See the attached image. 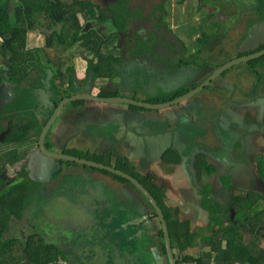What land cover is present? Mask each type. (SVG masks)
Wrapping results in <instances>:
<instances>
[{
    "label": "flooded vegetation",
    "instance_id": "flooded-vegetation-1",
    "mask_svg": "<svg viewBox=\"0 0 264 264\" xmlns=\"http://www.w3.org/2000/svg\"><path fill=\"white\" fill-rule=\"evenodd\" d=\"M121 1L123 5L125 2L127 17L111 16L108 22H103L102 13L99 11L98 17L89 16L83 19L76 27V31L70 34H67L63 25H58L63 29L59 28L54 35L47 36L43 47L52 49L55 47V42L65 41L66 55L58 59L50 56L47 66L40 62L44 73L31 78L29 80L31 86L27 90L21 84L7 82L3 78L0 83L2 86L7 84L8 96H11L13 100L11 104L10 102L5 105L1 102L3 106L0 104V151L7 152L12 148L10 147L12 140L7 136L11 117L21 113L31 114L33 117L25 126V133H31L28 147L25 151L19 150L20 154L13 161L12 173L8 176L9 173L5 174V172L9 170L3 172L0 168V194L5 193L4 203L15 207L5 217L6 228L3 234L5 238L16 237L21 240L24 250L25 247L41 246V260L51 258L47 264L96 262L92 249L99 240L95 236L92 237L90 232L92 229L79 228L76 219L79 213L78 207L92 214L91 197L94 194L92 192L84 194L82 191L80 165L64 158L78 157L92 161L90 157L85 156V152L95 159L101 158L100 163L136 178L148 189L158 201L166 218L163 204L159 202V197H162L170 217L173 216L176 219V215L180 217L176 209L178 206L167 204L166 181L163 179L162 183H159L157 168L161 164H164L167 170L180 166L183 171L190 172L189 180L196 196L192 195L194 201H192V207H200L198 204L202 202L201 205L209 210V223L206 227L200 225L203 226L201 229L209 228L212 231L224 226L223 221L221 222L222 216L227 226L241 221L240 209L234 211L232 203L235 197L237 199L239 196L234 194L237 170H254V176L242 178V175L241 179L264 191V179L261 175L262 163H264V0H196L197 4L194 0H174L177 8L181 10V15L190 14L195 17V20H185L179 16L176 19L174 11L172 12V0H140L139 7H131L139 9L133 13L130 8H127L128 5L130 6V0H115L114 3L119 4ZM93 9L91 12L95 13L99 10V6L96 4ZM168 22L170 26L167 25ZM174 22L177 23L174 24ZM50 29L54 30V27ZM78 31L79 34H77ZM183 31L186 32V36L182 35L185 38L180 36ZM113 36L119 41L113 70H106L96 77L89 64L83 65L85 59L75 57L74 53L80 52L77 49L78 46L90 51V43H104V40L108 41ZM83 37L86 38L81 39ZM120 43L123 44L124 49ZM116 45L114 44L113 47ZM5 50L8 51V49L4 51L0 49L1 56L8 60L12 70L17 72L30 70L29 68L36 64L35 60L28 59V62L25 61L16 68L19 59L6 55ZM25 50L27 57L34 55L33 51L31 53L27 49V39ZM125 51L129 55L124 54ZM201 57L205 60L200 61ZM233 62V65L219 72L217 77L215 76L219 69ZM207 80L209 83L202 92L191 99L195 102L192 116L199 117V120L192 123L194 132H184V137L177 142L165 137L166 144L160 141V136L150 148L141 145L130 148L124 142L125 148L122 147L116 159L112 160L107 155V151L123 145L121 139L119 138L115 146L110 143L111 139H106L105 144L94 139L93 129L101 122L90 126L91 118L84 110L85 116L84 120L80 121V127L75 125L77 117L73 121L65 119L66 125L73 128V132L78 134L79 139L74 140L72 137L54 132L59 118L63 117L62 112L50 126L44 139L46 150L58 156H49L42 149L41 140L44 132L52 121L57 106L66 99L83 96L73 102L99 107L103 103H125L119 102L121 100L119 98H130L129 90H131L134 96L130 99L162 106L165 103L174 102ZM148 81H151L152 89L148 90L143 99L137 98L142 95V84L149 87ZM176 88L180 89L173 91ZM184 91L186 92L181 94ZM208 91H211L212 95L219 94V101L202 100L201 102L202 93ZM116 93L124 97L116 96ZM14 102H27L29 107L18 110L12 105ZM45 102L50 104L46 105ZM220 104L222 109L219 111ZM11 105L12 110L9 109ZM71 105L69 104L67 108ZM76 105L81 110L77 116L81 117L83 109L81 105L77 103ZM82 106L85 105L82 104ZM5 122H7L6 125ZM208 124L210 127L207 126ZM71 127L69 129L72 131ZM31 140L36 141L37 148L34 147V142L30 143ZM75 149L78 151L75 152ZM128 150H132L131 152L136 156H141L138 157V165L132 167L131 159L127 154ZM39 166L44 169L38 170ZM85 169L90 171L94 168L86 166ZM219 169L223 171L222 174L218 172ZM63 171H68L73 177L67 181ZM215 173L219 174L218 182H221L224 188L218 189L221 195L217 196L216 202L211 199L215 197L208 190L212 181L214 182L212 175ZM3 174L5 176H2ZM82 176L85 178L84 174ZM86 178H89V175H86ZM86 178L85 184H87ZM9 182L11 185H7ZM23 183L26 185L22 187H29L33 190L32 192H36L39 201L32 198L23 201L22 196H19L15 189H10ZM124 183L130 184L136 193L135 206L132 207L135 224L141 223L140 212L145 211L143 204L145 202L150 209V215L148 222L144 221V224H147L150 232L162 237V226L152 204L131 183L121 180L120 186L124 187ZM254 190L251 189L245 194L249 195ZM51 196V201L59 204L57 209L47 208L45 205V201ZM200 197L201 199H198ZM60 204H66L68 208L63 209ZM127 204L129 201L124 200L119 206L125 207ZM33 211H35L34 214H32ZM154 218L157 220V225L149 222ZM39 222L45 228L43 242L38 235ZM142 224L138 225L141 237L144 234ZM79 231L84 232L82 239L76 236ZM153 235L151 238L155 239ZM38 237L40 241H37ZM101 237L105 246L120 247L118 243V246L115 245L113 237L108 235H101ZM14 245L19 246L18 243ZM141 251L140 249L138 252L141 253ZM115 253L119 256L115 254V262L137 264L140 261L138 264H143L141 260L129 261L131 255H128L125 250L118 249ZM163 253L158 264H169L166 249ZM31 254L32 251H30V257L25 258L24 263L40 264L31 259ZM103 258L99 255L100 260Z\"/></svg>",
    "mask_w": 264,
    "mask_h": 264
},
{
    "label": "crops",
    "instance_id": "crops-1",
    "mask_svg": "<svg viewBox=\"0 0 264 264\" xmlns=\"http://www.w3.org/2000/svg\"><path fill=\"white\" fill-rule=\"evenodd\" d=\"M182 34H186L185 31L182 32ZM152 76V75H150ZM143 88L142 90V97H144L146 95V93L148 92L149 89H152V85H151V81H148V85L149 87H145V84H142ZM180 88H176L173 91H176ZM135 92V90H134ZM186 91L182 92L181 94L185 93ZM117 94V93H116ZM129 94H132V91L129 90ZM116 96H120V97H124V95H119L117 94ZM134 96V95H132ZM218 96V95H217ZM143 99V98H142ZM77 104L81 105L83 111H82V116H77V114L79 115L80 113V109L77 108ZM74 102L72 103V105L75 107L74 111H73V116L74 119L75 117H77L76 123L75 125L80 127V121L84 120V110L86 111V113L88 112V117L90 116L92 124L90 126L96 125L97 122H101V123H105L108 125H114L113 128H118L119 126L123 128V132L119 131L118 133V138L120 139H127L128 141H130L132 143H135V139H143L144 137H148L150 135H156V139L158 138V136H160V141L162 140L164 143L167 144V142L165 141V137L168 139H172L173 142H177L179 139H182V137H184V131H182V128H184L185 126H181L180 125V121H187L188 123L190 122H195L197 120H199L198 116H194V118L192 119L191 116L189 115H184V116H178V112H177V108L175 107H171V108H166V109H160V110H146V109H138L136 107H132L131 104H125V103H114V104H109V103H103L101 104L99 107H93V106H88L85 103L82 102ZM195 102H193V100H187L183 103H181L179 105V107H184L187 106L189 104H194ZM210 103V102H209ZM85 105V106H82ZM71 107V106H70ZM68 111V108H67ZM67 111L65 112L66 117H68ZM142 113V115H141ZM107 114V115H106ZM147 115L148 117L145 120H142V117L144 115ZM102 115L105 116V119H102ZM195 115H197V113H195ZM150 119H155L157 121L159 120H163L168 124V127L166 130L164 131H154L152 130L149 126L147 121ZM67 121H71L70 119H67ZM67 121L65 120L64 117L59 118L56 126H55V130L54 132H57L62 134L63 136L66 137H72L75 134L73 132V128L72 131L71 129H69L70 127H68L66 125ZM74 128H76L75 126H73ZM134 127H136V129H134ZM181 127V128H180ZM133 131H135L137 133V135L139 137H137L136 135L133 134ZM80 133H81V129H80ZM183 135V136H182ZM68 138V139H69ZM79 139V138H77ZM75 140V139H74ZM105 144V143H104ZM133 148H135V146H133ZM78 149H75V152H77ZM132 151V150H131ZM130 150L127 151L128 156L131 159V164L132 167L138 165L139 163V158L141 156H136V154L132 153ZM85 152V151H84ZM85 156H87L88 158L90 157V159L92 161L95 162H102L101 158H93L92 156H90L87 152L84 153ZM212 161H216V160H212ZM161 164L158 166L157 170L159 171V183L161 184L163 179L166 181V186H167V191H168V198L166 200L167 204L169 203V205L172 204V206H178L176 207V209L178 210L180 217L178 215L177 216V220L175 218V221L178 223L179 221L181 222H185L187 225H189L190 231H192L193 234H198V236L201 237H195L196 239V243L194 241H190L192 243V245H188L185 244L184 246H186L185 249H180L181 247H179L175 253L177 254H187L189 256H193L194 258H196L200 264L201 261L198 258H202L205 259L207 261V259H211L210 263L211 264H255L256 262V258L254 257L252 250H260L264 248V237L262 236V233L264 231V223H263V219L262 216L258 217V215L260 214H264V191L263 190H259L257 189L255 186L247 184L243 179H241L243 177L246 178H250L251 176H254L255 171L251 170V171H242V170H237L238 173V177H237V181L235 179V183H236V188L234 189V194L235 195H239L238 198L233 200V210H246L247 212H249L251 214V217L254 219L253 221H250V218L247 219H243L240 221V223L238 222V224H233L230 223L229 226L226 225V222L224 220V217H221V222L223 221L224 226L222 225V228H218L216 230V228L212 231L209 228L204 229L201 227H206L209 223V210L204 208L201 203L198 204L200 205V207H192V195L194 196V190L190 184V172H186L185 170L183 171L180 166H177V168H170L169 170H167V167ZM86 166H79L80 168V178H82V191L84 192V194L86 193V188L85 186H83V183L85 181L86 175H89V178H86V182L87 184L89 183L91 179V175H93V178H100V181L97 183L95 182L100 188H105L107 185V182L112 181L114 178L111 177V174H103L101 171L99 170H90L87 171L85 169ZM38 170L44 169V167H37ZM166 170V172H165ZM133 171V170H132ZM188 171V169H187ZM220 174H222L223 171H221L220 169L218 170ZM136 175H138L135 171H133ZM218 173V172H217ZM82 174H84L85 178L82 176ZM116 178V177H115ZM167 178V180L165 179ZM212 178L214 180V182L212 181L211 185L208 187V190L210 193H212V195H214L215 198H211L212 200H214L215 202L217 201V196H220L221 194L218 193V189L222 190L224 189L221 182H218L219 179V174H217V176L212 175ZM118 180V178H116ZM60 181V180H59ZM119 183V188L120 190V194H121V199L116 201V204H114L112 206L113 210H105V214L102 217V220L105 219V225H107V227L110 228V230L114 229V228H119L118 232H115V237L114 238V243L115 245L118 246V244L120 245V247H117L119 250H125V252H128V255H132V257L135 258H129V261H136V260H141L143 261V264H150L151 262H154V264H158L156 261H154V259L152 257L148 258L147 260H149V262H147L146 259H144V254H141L138 252L139 249L142 248V245H140L138 248H134L135 246L133 245V239L136 236L138 239V241L140 242L142 241H149L151 242V247L148 248V250L154 249V252L158 253L159 248H161V243H160V239L161 237L156 236V233L151 232L152 234H154V238H151L152 235L150 237H147L145 234H143V236L141 237V233L139 230L138 225L144 223V221L148 222V217L150 215V209L148 207V205L143 202L144 207H145V211L140 212L142 215L140 222L135 225V220H134V215L132 214V210L131 211H125L122 210L121 206L122 202L124 200L127 199V194L133 190V187L130 186V184L124 183V187L120 186L121 180H118ZM67 183V181H66ZM85 184V183H84ZM251 189H255L257 192H262L263 194L258 196V195H252V192L249 193V195L245 194L247 191L251 190ZM125 192V194H124ZM100 194H102V192H100ZM196 197V196H194ZM124 199V200H123ZM198 199H201L198 198ZM246 201H249V204H245ZM194 202V201H193ZM63 206V209L68 208L66 204H60ZM119 206V207H118ZM79 208V213L76 217L77 222H78V226L79 228L81 227H87L90 229H94L93 224L90 225L91 223V217H90V212L88 213L87 211H83L81 210L82 208ZM86 209V208H85ZM93 210V208H92ZM112 214V216H110ZM132 216H131V215ZM139 215V214H138ZM149 222H151L153 225H157V220L154 218L152 220H149ZM104 224V223H103ZM123 225V226H122ZM203 225V226H200ZM123 227V228H122ZM142 228V227H141ZM226 229H228L226 231ZM176 230V229H175ZM109 230H106L104 232V234H101L98 230H96V234L95 235H107ZM80 232V231H79ZM139 233V234H138ZM143 233V232H142ZM207 237V235L209 236V238L206 240L205 239V243H211L212 239H218L221 241L222 244V249H226L227 248V240H229L228 238H236L237 240H241L245 243V244H249V246L251 247V249H249L248 251L244 252V253H250V258L247 259L245 258V256L243 257H239L241 255L236 254L235 258L231 257V250L228 249V251H226L225 253H219L218 251H214L212 248V244L209 246H207V248L203 247V237ZM146 236V237H144ZM141 239V240H140ZM118 243V244H117ZM156 243V246H155ZM97 245H95V247L92 249L93 250V257L96 258V262L92 263H86L83 262L82 264H122V263H118L115 262L113 256L110 257L109 255V251H113L114 246L112 245H102V244H98V242H96ZM116 247V246H115ZM111 249V250H109ZM136 249V250H135ZM99 255H102L104 258L102 260L99 259ZM239 255V256H238ZM179 256V255H178ZM163 255L159 256L158 261H161ZM219 257V258H218ZM234 257V256H233ZM140 262V261H139ZM138 262V263H139ZM137 263V264H138ZM28 264H34V263H28ZM81 264V262H80ZM132 264V263H131Z\"/></svg>",
    "mask_w": 264,
    "mask_h": 264
},
{
    "label": "rangeland",
    "instance_id": "rangeland-1",
    "mask_svg": "<svg viewBox=\"0 0 264 264\" xmlns=\"http://www.w3.org/2000/svg\"><path fill=\"white\" fill-rule=\"evenodd\" d=\"M93 3L97 4L99 6V10H96L95 13L91 12L88 15L91 17H98L99 15H97L99 13V11H103L108 5L114 3L115 0H90ZM195 3L197 4L196 0H194ZM140 0H130V6L128 5L127 8H130L131 13H133L135 10H139V9H132L131 7H139V3ZM113 5H115L117 8L118 3H114ZM189 6V5H186ZM172 12L174 11V15L175 18L177 19L178 16L179 18L185 19V20H195V17H192V15H181V10L179 8H177V4L174 2V0H172ZM180 7V6H179ZM129 10V9H128ZM108 12L110 10L106 9L103 12ZM111 12V11H110ZM182 13L184 14V10L182 9ZM82 14V13H81ZM180 14V15H179ZM74 19L71 20H67L66 24L62 27H64L65 30L69 29L71 26L75 25V21H72ZM181 20V19H179ZM47 21V22H46ZM72 21V22H71ZM170 22V20H168ZM177 21V20H175ZM199 21V20H198ZM168 22V23H169ZM177 22H174V24ZM52 23H50L47 19L43 20V23H37L36 25L33 26L32 31L27 32L26 36H23V34L20 33V30L18 29L15 33V35H12L10 37V40L12 41L11 46L13 47L12 49H8L5 50V54L9 55L12 58H18V64L16 65V68H19L23 63H25V61L28 62V59H33L36 61L35 65H32V68H29L30 70H21L20 72H17L15 70H12L11 64H8V60L3 58L1 56V51H0V80H6L7 82L11 81V82H15L17 84H21L22 86H24L27 90V88H29L30 85V79L31 78H36L39 75H42L44 73V68L42 66H40V62L42 65L47 66L49 64L48 60L51 57L54 58H64V56L66 55L65 52V46L67 45L65 43V41H62L61 43H59L58 41L55 42V47L52 49H44V45L45 42L47 41V36L49 35H54V32H58L59 28H62L61 26H54V30H51L50 28H52V26L50 25ZM168 26H170V23L167 24ZM174 26V25H173ZM63 29V28H62ZM136 29V28H134ZM186 30V29H185ZM176 32L178 30H175ZM70 33V32H69ZM112 33V32H109ZM56 34V33H55ZM180 34V33H179ZM186 36L185 34H180L181 37ZM116 36V35H115ZM115 36H113L112 38H110V40L105 41L104 43H99V42H95V43H90V47L91 50L88 51L83 47H79L78 46V50L80 52L78 53H74V56H78V57H83L85 60H83V65L89 64V67L92 70V73L97 77L98 75L103 74L106 70H113V62L116 59V56L118 55L117 51L119 49V41L118 39H115ZM86 37H83L81 39H84ZM185 38V37H183ZM26 39H27V49L28 51H30L32 53V51L34 52V55L27 57V52H26ZM0 43H6L5 39H0ZM0 45V49H2L4 51L5 45ZM116 45L115 47H113V45ZM120 45H122V49H124L123 44L120 43ZM39 51H36L37 49ZM74 49V48H73ZM124 54H128L126 51L124 52ZM129 55V54H128ZM205 60L203 57L200 58V61ZM28 68V67H27ZM7 69V70H5ZM7 73V74H6ZM6 74V76H5ZM32 81V80H31ZM5 83V81H3ZM214 82L216 83V81L214 80ZM2 83V82H0ZM0 104L2 105L1 102H4V105L9 103H12V99L11 96H8V87L7 84L5 83L3 86L2 84L0 85ZM26 90H24L26 92ZM3 91V93H2ZM120 92L122 93V89H120ZM130 98H132L133 94H129ZM201 100L205 101L208 100L210 102H218L219 101V94L218 96L212 95L211 91L208 92H203L201 95ZM137 97V96H136ZM137 98H143L141 96H138ZM147 98V97H145ZM14 107H20L22 105V107H26L29 106V104L27 102H14L12 104ZM3 106V105H2ZM73 105H71V108H69L70 112H73L74 107H72ZM132 106V105H131ZM133 107H137L134 106ZM12 108V107H11ZM222 109L221 104L218 106V110L220 111ZM18 114V113H17ZM33 118L32 115L27 114V113H21L18 114L13 117H11L10 119V130L9 133L7 134V136L9 137L10 140H12L10 142V147H12L11 149L7 150V152H5V150L0 151V168L3 172H5V170H9L6 173H9L8 176L12 173L13 169V161L17 158V156L20 154L19 150L23 149L24 151L26 150V148L28 147L29 144V137L31 135L30 134H26L25 133V126L29 123V120ZM7 124V122H5V125ZM208 127H210V125H207ZM210 136V135H209ZM208 136V137H209ZM212 137V136H211ZM213 140V137H212ZM34 142V147L37 148V144L36 141L31 140V144ZM208 163V161H207ZM262 168L263 171L261 172L262 178L264 179V164L262 163ZM219 172V171H218ZM2 173V172H1ZM5 174H3L2 176H5ZM215 176H217V173L214 174ZM16 176V175H15ZM7 181L10 179H6ZM7 185H11V182H9ZM26 183H23L20 186H15V187H11L10 189H15V192L19 195L22 196L23 201L28 200L29 198H32L36 201H39V196L36 195V192H32L33 190L29 187H22L25 186ZM33 193V194H32ZM253 194H256L258 196L262 195V192H257L256 190L253 191ZM52 196L47 199L45 201V205L47 208H52V209H57V207L59 206L58 203L54 204L52 201ZM159 202H161L163 204V208L166 214V218H167V225H168V229L170 232V240H171V246H172V250L173 252L176 251L179 247H181L180 249L182 250L183 247H185L184 245L189 243L190 241H194L196 243V239L195 237H201L198 236V234H193L192 231H190L189 225H187L185 222H176L175 218L173 216L170 217V214L167 212L166 210V205L163 202L162 197H159ZM15 208V207H14ZM13 207H10L9 204L4 203L0 200V214L3 216V219H5V217L7 216V214L9 212H11L13 209ZM25 213L27 214H31L29 211H25ZM35 211H33L32 214H34ZM240 218L243 220L245 218L249 219L250 221H253L254 219L251 217V214L249 212H247L246 210H241L240 209ZM143 216V215H142ZM262 219L264 220V214L262 215ZM177 220V219H176ZM222 228V226H221ZM220 228V229H221ZM150 228L147 226V224H142V232L147 236L150 237L152 235V233L149 230ZM176 229V230H175ZM37 230H38V235L41 238V241L43 242V236H44V226L41 225V223L39 222L37 224ZM228 229H226L227 231ZM144 236V237H146ZM139 237V236H136ZM134 237L133 239V245L135 246L134 248H138L139 246V241L138 239ZM40 238H37V241H40ZM209 238V236L207 235V237H203V247L207 248V246H209V244L211 245V243H205V239L207 240ZM141 240V239H140ZM160 243H161V248H159L158 253L159 255H163V243H164V236L161 237L160 239ZM191 243V242H190ZM189 246L192 245L188 244ZM156 246V243H155ZM187 246V245H186ZM32 248V252H34L36 255L40 252L41 250V246L38 247H31ZM186 248V247H185ZM136 250V249H135ZM260 250L256 249V250H252V253L255 256L259 255ZM13 254V252H12ZM10 253H6L3 252V256L5 258H7L6 260V264L8 261V257H9ZM15 255H17V252L15 253ZM177 256V253H176ZM147 257V255L145 256ZM176 258V263H179V258ZM24 259L23 255H21V253H19L17 255V260H22Z\"/></svg>",
    "mask_w": 264,
    "mask_h": 264
},
{
    "label": "water",
    "instance_id": "water-1",
    "mask_svg": "<svg viewBox=\"0 0 264 264\" xmlns=\"http://www.w3.org/2000/svg\"><path fill=\"white\" fill-rule=\"evenodd\" d=\"M233 64H234V62L230 63L228 65H225L224 67H222L221 69H219L217 71L215 76L217 77L219 72L229 68ZM50 74H52V72H50ZM208 83H209V80L205 81L203 84H201L200 86H198L194 90H191L188 93L182 95L183 97L180 96V98L176 99L174 102L165 103L162 106H158V104L139 102V101H136V100L130 99V98H119V99H121V100H119V102L122 101V102H125L128 104L137 106L136 108H138L140 110L141 109L160 110V109L175 107V108H177V112H178L177 115L178 116L189 115L193 119L192 115L194 113H192V109L194 108V104H189V105L184 106V107H179V105L181 103L187 101V100H191L198 93L202 92V90L204 89V87ZM80 98H83V96H76L75 98L66 99L63 102H60V104L57 106L56 112L54 113L52 121L50 122L49 126L46 128V132H44L45 134L43 135V138L41 140V146L43 147L42 149L47 155L58 156V155L54 154V152H49L48 150H46V148L44 146V139H45V135H46L47 131H49L50 126L59 118V116L62 114V112H63V117L65 119H70L71 121H73L74 120L73 112L71 113L69 110V108H71V107H69L68 111H67V106L69 104L74 103L73 101H75L76 99H80ZM201 102H202V100H201ZM45 103H46V105L50 104V102H45ZM72 107H74V106H72ZM66 111H67L66 114H68V117H66V115H65ZM73 111H74V109H73ZM106 115L105 116L102 115V119H105ZM141 115H142V113H141ZM147 117L148 116L145 114L142 117V120H145ZM195 122L193 121V122L188 123L187 121L186 122L180 121V125L185 126L184 128H182V130L185 133L186 132L187 133H191V132L193 133L194 128H193L192 123H195ZM147 123H148V126L154 131H164L168 127V124L163 120L157 121L155 119H150L147 121ZM113 126L114 125H108L105 123L97 124L96 127L93 129V133H92L93 138L98 140L101 143H105L106 139H111L110 143H112L113 146H115V144L118 143L117 141H119L118 133H119V131L123 132V128L119 126V129H118V128H113ZM134 129H136V127H134ZM80 134L82 135V132ZM133 134L136 135L137 137H139L135 131H133ZM77 137H78V134L73 135V139H76ZM121 142H122V144L125 142L130 148H133V146L136 147L138 145L148 146V148H150V147L154 146V144L156 143V135H150L148 137H144L143 139L137 138V139H135V143H133V146H132V143L130 141H128L127 139H121ZM122 147L125 148L124 144L121 145L119 148H115V149L112 148L110 151H107V155L109 156V158L112 160L116 159V157H117L116 155L122 151ZM101 153H102V148L100 149V154ZM64 159L70 160L71 162H75V163L82 165V166L93 167L95 170H99L101 172L111 174L112 176H114L116 178L121 177V178L127 180V182L131 183L133 186H135L136 189H139L142 192V194L146 197V199L152 204L155 212L158 215V218H159V221L161 223L162 230H163L164 244H165V249L167 252L166 255H167L168 260L170 262L169 264H177L176 258H175L176 256H175V253L173 252L172 246H171L170 233L168 230V225H167L165 215L163 213L161 206L158 204V201L150 193V191L148 189H146L142 184H140V182L136 178H134L128 174H125L121 170H117L111 166H107V165H104V164L98 163V162H92V161H89L86 159H81L78 157H74V158L67 157ZM63 174H64V177L67 181L70 179V177H73L68 171H63ZM75 177H77V176H75ZM91 179H93V180H90L88 184L83 183V185L86 188V192H92L94 194L91 197V204H92L93 210H92V214L90 215V217H91L90 225L93 224L94 229H92L90 232H91L92 237L95 236L97 238V240H99L98 244L104 245V243L102 242L101 234H104V232L106 230H109L108 232H110V233L107 235L109 237H115V232H118L119 228L117 227V228H114L113 230L112 229L110 230V228L107 227V225H105V223H107V222H105V219L102 220L101 216H103L105 214V210H113L112 206L114 204H116L117 200L121 199V194H120L121 189L119 188V185H118L119 179L118 180L113 179L112 181L107 182L106 183L107 186L104 189L100 188L95 183V182L98 183L100 181V178H93V175H91ZM98 192H102V194H97ZM135 197H136L135 191L131 190L127 194V199H126V202L129 201V204L125 205V207L121 206L122 210H125L128 212L131 211L132 207L135 206V203H134ZM110 216H112V214ZM96 230H98L101 234L95 235ZM76 236H80L78 238L82 239L84 237V232L80 231L77 233ZM139 243H140V245H142L141 254H144L143 258L148 259V258L152 257L154 259V261H156L158 263V259H159L160 255L157 254L156 252H154V249L150 248L148 250V248L151 247V242L141 240ZM109 250H111V249H109ZM117 251H118L117 247H115L113 249V251H109L110 257L113 256V258H114L115 254L117 257H119L118 254L115 253ZM146 255H147V257H145ZM132 258H135V255H134V257H132V255H131V259ZM150 264H154V262H151Z\"/></svg>",
    "mask_w": 264,
    "mask_h": 264
},
{
    "label": "trees",
    "instance_id": "trees-1",
    "mask_svg": "<svg viewBox=\"0 0 264 264\" xmlns=\"http://www.w3.org/2000/svg\"><path fill=\"white\" fill-rule=\"evenodd\" d=\"M118 6L119 7L117 8L115 5H110L104 9V10L108 9L111 12L110 11L103 12L104 10L101 11L100 13H102L101 16L102 21L108 22L112 18L111 16H113L114 18L127 17L128 14L126 13L125 2L124 5H123V1L119 2ZM95 7L96 4L90 0H0V37L1 39L6 40V43H4V45L5 47H7L4 49L13 48L11 46L12 41L10 40V37L12 35H15L16 34L15 32L18 29L20 30V33L23 34V36H26L27 32L32 31V28L33 26L36 25V22L40 24L43 23V20L45 19H47L50 23H52L50 24L52 27H54L55 25L64 26L68 19L69 20L74 19L72 21H75V25L72 26V28L66 30L67 34H70L72 31L74 30L76 31V27L80 25L83 19L89 17L88 15L89 12H91L92 9ZM77 34H79V31ZM0 82H2V80H0ZM11 107L12 105L9 106L10 110H12ZM27 107L29 106L22 107L21 105L20 107H14V108L21 110V109H26ZM118 179L125 180L121 177H118ZM252 195H256V194H253L252 192ZM5 199H6L5 193H1L0 200L4 202ZM245 204L246 205L249 204V201H246ZM262 215L263 214L261 215L259 214L258 217H261ZM2 219H3L2 216H0V222H1L0 223V264H6L7 258L3 256V252L10 253L7 264H28V263H24L25 262L24 260L27 256L30 257V251H32L31 247L29 248L25 247L24 250L23 246L21 245V240L17 239L16 237L5 238L3 233L6 228V223H5L6 219L4 220ZM262 236L264 237V231L262 233ZM228 239L229 240H227L228 243L226 249H222V244L220 240L212 239L211 240V244L213 246L212 249L214 251H218L220 254L225 253L229 249L231 250L232 258H235L236 254L238 253L239 255H241V256L238 255L239 257L245 256V258L247 259L250 258V253H244L249 249H251L249 244H245L242 241V239L237 240L235 237ZM15 243H18L19 246L14 245ZM188 244L191 243L189 242ZM185 247H183L182 249H185ZM16 252L17 255L21 253L24 259L17 260V255H15ZM41 253H42L41 250L37 255L34 252H32L31 259L35 263L38 262L40 264L49 263L51 258L45 259L47 262L45 260H41L42 258ZM176 257L178 258L183 257L185 259H196L193 256H189L187 254H181V255L177 254ZM202 257L198 258L202 264H211L210 263L211 259H207L206 261ZM255 258H256L255 264H264V248L260 249L259 255L255 256ZM147 262H149V260H147Z\"/></svg>",
    "mask_w": 264,
    "mask_h": 264
},
{
    "label": "built area",
    "instance_id": "built-area-1",
    "mask_svg": "<svg viewBox=\"0 0 264 264\" xmlns=\"http://www.w3.org/2000/svg\"><path fill=\"white\" fill-rule=\"evenodd\" d=\"M179 259L178 264H200V262L196 259H185L183 257H180Z\"/></svg>",
    "mask_w": 264,
    "mask_h": 264
}]
</instances>
